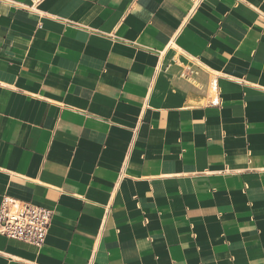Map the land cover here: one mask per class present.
Returning a JSON list of instances; mask_svg holds the SVG:
<instances>
[{"label": "crops", "instance_id": "0c3cea01", "mask_svg": "<svg viewBox=\"0 0 264 264\" xmlns=\"http://www.w3.org/2000/svg\"><path fill=\"white\" fill-rule=\"evenodd\" d=\"M5 199L0 264H264V0H0Z\"/></svg>", "mask_w": 264, "mask_h": 264}, {"label": "built area", "instance_id": "2783aa9c", "mask_svg": "<svg viewBox=\"0 0 264 264\" xmlns=\"http://www.w3.org/2000/svg\"><path fill=\"white\" fill-rule=\"evenodd\" d=\"M38 6L46 0H30ZM53 211L25 204L15 207L9 199L3 200L0 209V235L42 247L52 224Z\"/></svg>", "mask_w": 264, "mask_h": 264}]
</instances>
